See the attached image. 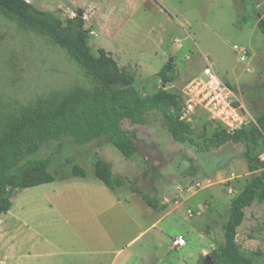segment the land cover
Returning a JSON list of instances; mask_svg holds the SVG:
<instances>
[{
    "label": "rangeland",
    "instance_id": "374dc122",
    "mask_svg": "<svg viewBox=\"0 0 264 264\" xmlns=\"http://www.w3.org/2000/svg\"><path fill=\"white\" fill-rule=\"evenodd\" d=\"M27 1L64 20L84 9L93 52L103 48L120 67L131 71L143 97L163 87V67L173 59L171 82L165 87L174 102V97L211 65L224 84L234 86L236 100L248 112L247 125L255 124L264 110V35L253 15L256 8L264 18V0ZM84 80L63 51L20 32L0 16V102L29 104ZM175 109L189 125L192 142L177 143L162 114L151 111L143 125L122 123L138 146L130 158L103 137L81 146L69 136L29 156L32 160L50 159L49 172L56 181L15 191L13 208L0 218L4 230L12 231L21 243L19 251L49 253L42 247L49 239L60 244L57 252L64 255L70 251L79 252L78 256L91 254L97 248L92 246L87 226L98 228L87 213L86 206H91L106 210L99 221L116 237L114 255L121 256L117 264H137L138 256H142V264H216L211 254L223 243L231 202L254 174L248 170L240 144L226 143L199 152L196 143L211 136L218 124L205 111L188 114L182 104ZM97 158L108 161L115 175L129 177L160 203L159 208L148 207L128 186L113 192L73 178L67 160L92 178ZM197 183L200 187H195ZM245 214L238 229V245L252 264H264V203L253 204ZM157 221L161 223L150 229ZM141 231L144 234L128 246ZM176 236L186 240L181 251L170 249ZM57 256L51 264L72 263V258ZM49 260L40 256L34 261L8 260L6 264H48Z\"/></svg>",
    "mask_w": 264,
    "mask_h": 264
},
{
    "label": "trees",
    "instance_id": "16d2710c",
    "mask_svg": "<svg viewBox=\"0 0 264 264\" xmlns=\"http://www.w3.org/2000/svg\"><path fill=\"white\" fill-rule=\"evenodd\" d=\"M84 14V9L79 8L74 17L64 20L59 14L38 9L27 0H0L2 18L13 23L20 32L39 37L48 46L63 51L85 79L66 90L37 97L29 104L0 102V218L13 207L15 191L56 181L49 172L50 159H28L52 141L69 136L74 143L84 146L103 137L130 158L138 152V146L133 133L125 130L122 123L143 125L151 111H158L177 143L192 142L189 125L180 119L175 109L177 105H184L183 93L174 97L176 102L167 87L143 97L131 71L120 67L105 49L93 52L92 31L86 27ZM253 15L264 35V18L256 8ZM173 70L174 63L169 61L163 67L161 80L166 86L171 82ZM225 83L235 90L230 83ZM226 143L244 147L248 170L254 176L232 200L223 243L212 252L211 258L216 264H252L251 258L242 254L237 237L245 220V210L255 203H264V162L260 159L264 152V110L255 124L234 133L218 124L217 130L196 143V147L199 152H209ZM67 163L73 178L100 184L113 192L128 186L148 207L157 210L160 206L129 177L115 175L113 166L106 160L96 159L92 178L78 164L71 160Z\"/></svg>",
    "mask_w": 264,
    "mask_h": 264
},
{
    "label": "built area",
    "instance_id": "2783aa9c",
    "mask_svg": "<svg viewBox=\"0 0 264 264\" xmlns=\"http://www.w3.org/2000/svg\"><path fill=\"white\" fill-rule=\"evenodd\" d=\"M182 93L184 110L188 114L205 111L212 122L222 125L230 133L247 126L248 112L236 100L234 90L219 79L213 66L206 67L203 76L190 81ZM260 159L264 162V152ZM172 245L181 249L187 243L183 236H176L172 238Z\"/></svg>",
    "mask_w": 264,
    "mask_h": 264
},
{
    "label": "crops",
    "instance_id": "0c3cea01",
    "mask_svg": "<svg viewBox=\"0 0 264 264\" xmlns=\"http://www.w3.org/2000/svg\"><path fill=\"white\" fill-rule=\"evenodd\" d=\"M118 203L121 204V201L118 200ZM14 206V205H13ZM13 208V207H12ZM11 208V209H12ZM87 213L89 218H92L97 221L98 228H95L93 226L89 227L87 226L89 230V233L91 234L92 237V246L97 248L95 251H93L91 254L86 255V256H78V253H66L65 255L63 253H59L57 251L61 250L60 244L57 245V243H53L51 240L47 239L44 244H42L43 247V252H48L49 253H36V252H26L25 249H22V252H25L26 254L22 253L19 251V248L21 247V243L18 241V238H15L13 236V232H8L7 230H4V222L0 221V264H6L8 260H14L15 262H18L19 260H37L42 257L49 258L50 260L48 261V264H51V259H54L55 257H58L57 254L63 256V257H69L72 258V263L71 264H117L121 256H115L113 247L115 246V238L113 231H109L107 229V226L99 221L103 215L106 214V210H94L93 207L91 206H86ZM162 221V219H160ZM161 221H157L152 224L150 227L153 228L154 226H157L158 224L161 223ZM74 232V230H72ZM78 230L75 231V235L78 234ZM144 232L142 231L139 233V235L129 241L128 246L132 245L135 243L137 238L142 236ZM32 245V244H28ZM187 246V245H186ZM186 248V247H184ZM184 248H174L173 245L171 244L170 249L172 250H183ZM33 250V249H32ZM122 252L121 250L119 253ZM91 255V256H90ZM32 257H36V259H32ZM76 258V262L74 259ZM138 263L137 264H142V256H138ZM66 261H62L61 264H64ZM60 264V263H57ZM135 264V263H132Z\"/></svg>",
    "mask_w": 264,
    "mask_h": 264
},
{
    "label": "water",
    "instance_id": "95a60500",
    "mask_svg": "<svg viewBox=\"0 0 264 264\" xmlns=\"http://www.w3.org/2000/svg\"><path fill=\"white\" fill-rule=\"evenodd\" d=\"M169 62L173 63V59H170ZM165 86H166V85L164 84L163 87H165ZM208 259L211 261V258H210V257H209Z\"/></svg>",
    "mask_w": 264,
    "mask_h": 264
}]
</instances>
